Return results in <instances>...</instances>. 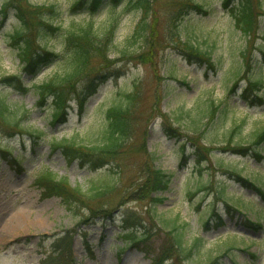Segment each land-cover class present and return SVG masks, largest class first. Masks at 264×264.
Segmentation results:
<instances>
[{
	"label": "rangeland",
	"instance_id": "1",
	"mask_svg": "<svg viewBox=\"0 0 264 264\" xmlns=\"http://www.w3.org/2000/svg\"><path fill=\"white\" fill-rule=\"evenodd\" d=\"M75 1L25 0L26 12L38 8V14L43 12L47 21L60 27L58 33L29 36L35 45L58 55L34 79L17 58L22 41L13 45L10 38L18 24L13 11L0 14V99L13 104L8 123L0 119V264H154L151 258L169 253L163 264H209V258H218L220 264H264V144L242 157L219 151L221 143H206L209 154L201 167L194 165L187 147L188 159L180 165L181 140L164 131L166 126L179 127L185 137L196 138L185 129L186 122L173 118L180 108L192 113L209 103L218 119L225 114V127L244 125L245 141L264 127V0L260 31L251 39L235 29L222 0H194L203 10L194 7L193 0H148L145 38L137 42L131 36L143 17L140 10L122 1L105 2L93 14L72 13ZM235 3L231 0L229 7ZM51 6L55 13L48 11ZM185 6L184 14H189L177 23L174 17ZM87 23L101 38L102 49L92 55L86 74L74 79L64 99V117L53 123L51 99L40 105L33 84L69 70L62 32L71 24ZM188 34L191 37H184ZM187 37L209 55L212 69L181 54ZM253 59L257 66L249 73L246 66ZM10 76L19 77L28 91L12 88L3 79ZM261 77L257 88L248 84ZM233 84L237 87L230 91ZM124 93L134 97L129 132L112 159L96 161L97 167L80 166L66 161L59 149L52 151V143L62 139L100 143L106 110ZM254 96L262 102L251 103ZM43 170L65 176L80 194L70 197L69 205L55 196L43 197L35 184ZM159 171L168 185L155 193L145 181ZM232 171L253 182L254 189L242 187ZM226 204L237 212L227 211ZM210 208L221 215V225H201ZM241 217L251 223L259 218L258 227H244ZM121 221L129 222L124 228L138 223L140 234L148 232L145 253L124 245ZM172 222L185 223L184 244L192 247L195 239L200 241L187 255L178 254L168 231Z\"/></svg>",
	"mask_w": 264,
	"mask_h": 264
},
{
	"label": "trees",
	"instance_id": "2",
	"mask_svg": "<svg viewBox=\"0 0 264 264\" xmlns=\"http://www.w3.org/2000/svg\"><path fill=\"white\" fill-rule=\"evenodd\" d=\"M122 1L128 5V8L131 7L140 10L141 14L143 15V17H141L137 23L134 32L132 33V41L137 42L139 39H144L148 23L147 17L150 11V4L148 0H76L72 4V13H76L78 10H83L93 14L105 2L118 5ZM229 2H231V0H222V6L230 14L231 19L233 20V26L240 33V35L251 39L260 31L258 15H263L259 11L260 8L263 9L261 1L236 0V3L232 4L230 7ZM24 3L25 0H4L1 5L0 14L2 17H5L8 9L13 11L18 24H15L12 27L11 32L13 33L10 35V38L13 42V45H18L17 40L22 41V44L17 47V58L22 62L24 72L29 74L34 79L42 71V69L55 62L58 59V55L47 48L35 45L34 42H31L29 36H34L33 33H35V36L39 34L42 37L49 35V32L58 33L60 32V27L53 26L49 21H47L44 18L43 12L38 14V8L30 10V13L29 11L26 12L27 8ZM192 3L194 7L203 10L201 9L202 6L195 4L196 2L194 0ZM50 8L51 9L48 11L50 13H55V9H53L52 6ZM184 9H186V6L184 8H180L177 11V14L174 17V21L178 17L177 23H181V21L183 22L188 16L189 13L185 12L186 14H184ZM62 33L65 40L64 49L66 50V55L69 58V70L67 72L65 71L63 74H55L49 80L41 82V84H33V89H35L37 92L38 102L40 105H43L46 98H50L52 100V115L50 114V117L52 118L53 122L64 117V111L66 110V107L64 106V99L66 93L71 88L74 79L81 76L82 73L85 72L88 67L87 64L90 62L92 55L100 52L102 49L100 48L101 38L97 37L91 23L84 25L71 24L70 27L67 30H64ZM261 33L264 34V31H261ZM186 36H190V34L184 35V37ZM187 39L188 40L183 42L180 46L181 54L185 55L186 57L196 59L199 62H204L209 69H212L213 64L209 55L206 57L204 54L206 52H201L198 48H196L192 41L189 40L190 38L187 37ZM111 45H113L112 42ZM122 54H124V51H122ZM256 64L257 61L254 59L253 62L252 60L248 61L246 70L249 68L248 72L252 73L254 67L257 66ZM3 79L6 83L12 86V88L22 92L28 90L17 76H10L9 78L5 77ZM262 80V77L256 78L252 82L249 81L248 84L257 88V86L262 83ZM92 83H94V79L89 81L91 86ZM94 89H96V87L91 90L94 91ZM230 91H232L231 88ZM119 97V100L106 110V125L102 131L103 137L100 143L93 145H83L77 144L74 139H62L59 142L52 143V151L59 149L62 155L66 158V161H77L80 166H98V164L95 163L96 161L101 159H112L114 154L118 152L120 147L127 139L129 132L128 116L130 114V106L134 99L133 95L130 93H124ZM255 102L261 103L262 98L254 96V99L251 100V103ZM12 107L13 104H7L3 99H0V119H2L5 123H8L6 118H9V110L12 109ZM216 111V108L210 103L206 108L192 113L189 111H184L182 108L178 110L176 118L174 117L173 119L178 120V122H186L187 124H184L185 129L193 132V134L196 136V138L189 136H187V138L185 137L186 135H183L184 132L180 130L179 127L166 126L164 131L168 137L174 138L176 141L181 140L180 159L186 156V148L190 147L192 149L191 155L194 157V162H196V164L201 167L203 166V162L206 161L207 155L209 154V152L204 148L206 143H221L219 151L223 153L228 152L234 154H244L247 152V150L252 149L253 147L258 148L261 144H264V127L254 130L248 135V140L245 141V136L243 134L244 125L239 123L230 127H225V114L222 113L220 119H218L217 116H215L217 115ZM13 125L15 127L18 126L16 123ZM195 133H199V136L202 134V138L201 136L198 137ZM204 154H206V156H204ZM91 169L93 168L91 167ZM231 173L234 174V176L238 175V172L236 171H232ZM159 175H163V172H156L155 177H149L145 181L146 183L150 184L153 192L155 193L164 191L167 187V177H161ZM66 181L67 179L64 177L57 178V176L50 170L41 172L35 178V184H37L38 188L41 190L43 197L55 196L60 198L65 205H69L70 197L78 194L79 189L76 186L70 187ZM241 183L246 188L252 187L246 181H241ZM92 191L99 193L101 190L98 188H92ZM104 191L105 188H102L101 193ZM158 197V195L155 196V198ZM227 208L228 210L237 212V208L233 205ZM212 216L216 217L217 220L220 219L214 212L212 213ZM207 221L208 220L203 222L201 221V224L205 226ZM128 223L129 222L127 221H121V226H124ZM139 225L137 223L134 226H129V228L122 227L124 229H121V236H123V238H121L125 246L138 248L145 253L143 239L148 232L145 231L140 234V232L137 230V228H140ZM183 225H185V223L177 224V222H172V226L168 229L169 233L172 235L171 238L178 247L177 250L179 255L189 254L192 247L198 245L200 242L198 239H195L192 247L184 244L182 240L184 230ZM179 229L181 230L180 232H178ZM179 252H181V254ZM169 254L164 257L156 255L151 258V260L154 262V264H163ZM208 262H211L212 264H220L218 258H209Z\"/></svg>",
	"mask_w": 264,
	"mask_h": 264
},
{
	"label": "bare ground",
	"instance_id": "3",
	"mask_svg": "<svg viewBox=\"0 0 264 264\" xmlns=\"http://www.w3.org/2000/svg\"><path fill=\"white\" fill-rule=\"evenodd\" d=\"M188 159L187 156H185L184 158L180 159V165L184 164L186 162V160Z\"/></svg>",
	"mask_w": 264,
	"mask_h": 264
}]
</instances>
